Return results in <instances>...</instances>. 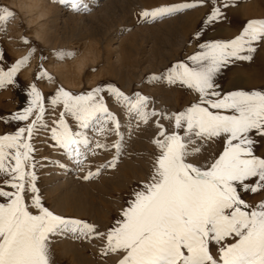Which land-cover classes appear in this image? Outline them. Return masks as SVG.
<instances>
[{
    "label": "snow or ice",
    "instance_id": "snow-or-ice-1",
    "mask_svg": "<svg viewBox=\"0 0 264 264\" xmlns=\"http://www.w3.org/2000/svg\"><path fill=\"white\" fill-rule=\"evenodd\" d=\"M52 2L90 11L87 0ZM231 6V0H191L141 9L139 18L151 23L206 7L201 23L210 27ZM15 15L0 5V27ZM190 43L191 54L149 77L193 94L175 111L150 107L148 95L126 94L107 82L78 93L57 86L47 97L29 85L27 106L4 121L23 125L0 134V264H55L52 244L58 237L96 241L101 259L115 257L112 264H264V152H256L257 139H264V89L225 92L216 82L234 61L252 59L256 45L264 43V19L248 20L229 39H205L201 27ZM34 52L31 47L10 66L0 52V89L17 83ZM38 73L48 76L42 65ZM110 100L121 113L110 110ZM133 121L137 129L154 127L150 167L110 225L46 206L38 187L36 137L43 135L41 143L56 153L41 160L61 170L71 166L88 181L117 167L126 146L124 129L130 136ZM101 152L111 159L106 156L93 170L89 157ZM246 194L261 198L249 202Z\"/></svg>",
    "mask_w": 264,
    "mask_h": 264
},
{
    "label": "rangeland",
    "instance_id": "rangeland-1",
    "mask_svg": "<svg viewBox=\"0 0 264 264\" xmlns=\"http://www.w3.org/2000/svg\"><path fill=\"white\" fill-rule=\"evenodd\" d=\"M161 1L167 0H87L90 11L75 12L71 8L54 4L52 0H40L41 7L31 8L29 11L23 8L24 2L28 3V0H0V5L9 6L16 14L6 26L0 27V52L5 58L4 63L10 66L15 60L28 55L31 47H35L29 61L17 73V83L0 89V134L11 132L23 125L24 122L13 121L6 124L4 121L10 119L8 113H15L27 106V92L32 83L47 97L54 93L57 86L78 93L107 82L118 86L126 94L140 92L148 95L151 98L150 107L154 106L156 109L175 111L186 106L193 99V94L188 89L150 82L149 77L193 52L195 45L190 40L196 29L204 27L205 39H219L215 36L216 32L232 28L233 20L227 15L228 18L210 28L204 26L201 21L207 9L202 13L201 7L151 23L139 18L141 9L164 5ZM189 1L191 2H185ZM256 1L248 0L246 3ZM257 12L262 13L259 19H264V11L259 9ZM244 21L246 23L248 19L243 18V23L237 24V28L241 29ZM22 38H26L30 44L23 43ZM256 46L257 53H262L264 43ZM57 52L63 53V58H59ZM236 61L239 68L244 67L246 74L243 72L238 77L231 75L230 78L235 77L234 79L241 82L240 85L222 90L264 89V76L248 74L246 64ZM246 63L250 64L251 61ZM41 65L52 79L48 76L41 78V73H38ZM253 77L259 81V85L246 84L248 79L253 81ZM216 82L220 88V81ZM180 98L185 101L182 103ZM108 104L110 110L121 113L115 102L110 100ZM45 107L50 114L45 119L50 121L52 110L47 102ZM126 119L127 117H122V120ZM153 132V125H142L137 129L133 121L130 136L129 130L124 129L126 146L117 167L106 169L88 181L80 179L81 174L71 166L61 170L41 160L40 157L55 159L56 153L41 143L45 139L43 135L36 137L35 143L39 149L38 187L42 191L46 206L59 214L85 218L101 226L110 225L128 199L125 196L126 190L134 189L149 171V154L153 147L150 139ZM106 156L111 159L110 155L103 152L89 157L92 169L103 163ZM260 198L259 194L244 196L249 202H257ZM72 199H75V204L68 201ZM97 243L55 238L52 244L54 262L112 264L115 257L101 259ZM65 248H74L75 253L71 254ZM75 256H78V260L70 262Z\"/></svg>",
    "mask_w": 264,
    "mask_h": 264
},
{
    "label": "bare ground",
    "instance_id": "bare-ground-1",
    "mask_svg": "<svg viewBox=\"0 0 264 264\" xmlns=\"http://www.w3.org/2000/svg\"><path fill=\"white\" fill-rule=\"evenodd\" d=\"M29 2L28 3H25L23 4V8L26 10V11H29L31 8H37L39 7V3H40V0H28ZM149 1V0H148ZM187 0H167V1H161L163 4H167V3H170V2H185ZM246 1L248 0H231V3L233 6L229 7L225 13V18H228L229 17H232V20H233V24L234 26H232V28H227V29H223V30H216V34L215 36L219 37V39H229V38H232L234 37L236 34L239 33V31L242 29H240L239 27L237 28V24L241 23L242 22V19L243 18H247L248 20L250 19H257V20H260L259 17L261 16L260 13L257 12V10H261V11H264V0H257L256 2H253V3H246ZM250 1V0H249ZM190 2V1H189ZM149 4V3H148ZM41 7V6H40ZM39 7V8H40ZM201 12L206 10V7H201ZM24 10V11H25ZM32 11V10H31ZM33 12V11H32ZM260 12V11H259ZM198 13V12H197ZM203 13V12H202ZM201 13V14H202ZM199 15V14H197ZM228 15V16H227ZM196 16V15H195ZM30 17V16H29ZM42 17V16H41ZM197 17V16H196ZM195 18V17H194ZM193 19V18H192ZM223 19V21H224ZM197 20V19H196ZM33 21V20H32ZM243 23V22H242ZM245 23V21H244ZM209 27V26H208ZM210 28V27H209ZM212 28V27H211ZM173 29V28H171ZM219 29V28H218ZM167 30V29H166ZM210 32V31H209ZM40 33V32H39ZM257 47V46H256ZM261 47V46H260ZM259 47V48H260ZM257 49L256 51L252 54V59L251 60H240L243 64H246L245 65V68L246 70H248V74L250 75H256V76H264V49H263V52L260 53L258 52L257 53ZM246 61H248V63L251 61L250 64H247ZM237 61H234L233 63H231L228 67H226L220 74L219 76L217 77V80L220 81V88L221 89H226V88H229V87H232V86H235L236 85H240L241 82H238L236 79H232L230 78L231 75H236V77H238V75H243L245 73V71L243 70L244 67H241L239 68L236 64ZM81 64V62L79 63ZM240 65V63H239ZM249 67H248V66ZM244 72V73H243ZM246 74V73H245ZM246 76V75H245ZM252 77V76H251ZM249 78V77H247ZM254 80L250 81L248 79L245 80L246 84L248 85H251V84H258L259 81H256V78L253 77ZM239 80V79H238ZM263 81H264V78H263ZM243 82V80H242ZM259 85V84H258ZM245 86V85H244ZM242 87V86H241ZM250 87V86H249ZM237 88V87H236ZM176 92V91H175ZM179 94V93H178ZM169 99V98H168ZM179 100H181V102L183 103V101H185L184 99L180 98ZM167 103V102H166ZM256 152L257 154H260L262 152H264V139H257V146H256ZM129 167V166H128ZM133 180V178H132ZM133 183V182H132ZM137 185V184H136ZM129 192L130 191H127L126 190V194L125 196L128 198L129 197ZM72 198V197H71ZM62 199V198H61ZM78 200V199H77ZM69 202L75 204V199H72V200H68ZM64 205V203H63ZM74 207V206H73ZM77 207V206H76ZM75 208V207H74ZM80 211V210H79ZM117 217V216H114V218ZM113 221V220H112ZM111 221V223H112ZM73 245V244H72ZM66 251H68L69 253L71 254H74L75 253V250L74 248H65ZM64 253V252H63ZM74 256V255H73ZM75 259L78 260V256H75L72 258V260L70 262H73ZM58 260H61L58 258ZM69 264H73V263H69Z\"/></svg>",
    "mask_w": 264,
    "mask_h": 264
}]
</instances>
